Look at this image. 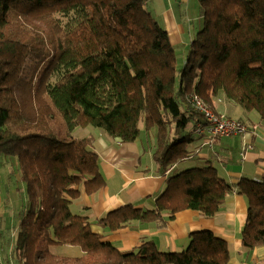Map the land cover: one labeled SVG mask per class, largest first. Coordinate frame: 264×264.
Listing matches in <instances>:
<instances>
[{
	"label": "trees",
	"instance_id": "trees-1",
	"mask_svg": "<svg viewBox=\"0 0 264 264\" xmlns=\"http://www.w3.org/2000/svg\"><path fill=\"white\" fill-rule=\"evenodd\" d=\"M197 1L201 26L179 64L149 0H0V158L16 160L25 187L4 264L228 263V241L211 230L190 233L180 251L152 240L120 250L70 209L105 184L93 137L73 135L79 127L121 143L146 134L165 174L194 155L188 145L206 124L189 95L212 109L223 96L264 121V0ZM232 191L246 201L242 246L264 245V174L231 184L209 159L171 172L152 207L125 204L94 223L110 232L186 208L212 217ZM53 245L81 253L57 255Z\"/></svg>",
	"mask_w": 264,
	"mask_h": 264
},
{
	"label": "crops",
	"instance_id": "crops-1",
	"mask_svg": "<svg viewBox=\"0 0 264 264\" xmlns=\"http://www.w3.org/2000/svg\"><path fill=\"white\" fill-rule=\"evenodd\" d=\"M149 5L156 11L161 26L168 31L171 43L178 48H187L194 32L201 26L198 1L149 0ZM214 109L230 117L237 114L239 118H233L242 121L246 130L231 137L216 136L210 145H203L202 138L195 139L199 140L195 145L197 159H193V155L184 160L194 162L192 166L212 160L216 169L222 172L221 176L231 184L242 177L260 179L264 174V121L254 111H246L223 96L216 98ZM145 136L141 134L128 143L102 134L93 139L105 184L93 193H81L73 204L77 213L88 217L92 230L104 233V239L120 250H132L142 240H152L159 250L180 251L188 244L190 233L207 229L228 241L230 258L227 264H264V245L247 249L241 244L246 201L236 191L225 196L220 210L212 217L186 208L166 221H134L110 232L94 223L107 211L125 204L137 208L152 207L155 198L165 188L166 177L173 171L182 170L180 164L184 160L175 164L172 171L158 173L151 156L150 138ZM247 143L253 148L241 156L240 151ZM24 197L25 187L18 163L14 159L0 158V264L5 263L12 249Z\"/></svg>",
	"mask_w": 264,
	"mask_h": 264
},
{
	"label": "built area",
	"instance_id": "built-area-1",
	"mask_svg": "<svg viewBox=\"0 0 264 264\" xmlns=\"http://www.w3.org/2000/svg\"><path fill=\"white\" fill-rule=\"evenodd\" d=\"M188 100L194 109L202 115L206 123L205 125L198 123L195 127V134L202 138L203 145H210L216 136L231 137L246 130V125L242 121L215 111L206 105L198 95L191 94L188 96ZM252 148L250 143L245 144L240 151V155L244 156L246 151Z\"/></svg>",
	"mask_w": 264,
	"mask_h": 264
},
{
	"label": "rangeland",
	"instance_id": "rangeland-1",
	"mask_svg": "<svg viewBox=\"0 0 264 264\" xmlns=\"http://www.w3.org/2000/svg\"><path fill=\"white\" fill-rule=\"evenodd\" d=\"M150 12H151V15H153L154 17L159 19V17L157 16L156 11L152 10L151 6H150ZM187 48H178L177 49V57H178L179 64L183 63V61L185 59V56H186V53H187ZM232 116L236 117V118H239V116L237 114H232ZM140 127H142L141 124H140ZM99 134H102V135H105L106 137H108L102 129H99V128H96V127H92V126H88L86 128H80L79 127L77 129H75L74 132H73V135L75 137L91 136V137H93V139L96 138V136H98ZM143 135L145 136L144 133H143ZM198 144H199V140H198V142L195 140V143H189V145H188V149L193 150V154H194V156H193L194 158L193 159H197L196 155H198V154L195 151V148H196V146ZM205 149H207V148H204L203 150H205ZM193 164H194V162H191L189 160H184L180 164V168L181 169H185V168H187L189 166H192ZM217 171H218L219 175L222 174L221 171H219V170H217ZM70 209H71V211L73 213H77L78 209H77L76 205H71ZM50 250L54 254L64 255V256H73V255H78V254L81 253L80 248L78 246H71V245H53V246L50 247Z\"/></svg>",
	"mask_w": 264,
	"mask_h": 264
}]
</instances>
